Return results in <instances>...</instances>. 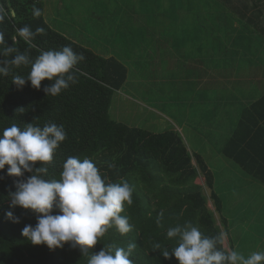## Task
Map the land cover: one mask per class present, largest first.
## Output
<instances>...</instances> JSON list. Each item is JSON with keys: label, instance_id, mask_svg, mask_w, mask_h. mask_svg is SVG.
<instances>
[{"label": "trees", "instance_id": "trees-1", "mask_svg": "<svg viewBox=\"0 0 264 264\" xmlns=\"http://www.w3.org/2000/svg\"><path fill=\"white\" fill-rule=\"evenodd\" d=\"M197 1L201 4V13L196 18L204 21V24L197 27L200 35H193L190 31L184 34L183 43L175 45L176 50L168 47L167 51H175L177 54H170L175 59L172 62L173 72L166 76L167 81L163 83L168 89L174 87L175 91L181 87V90L187 88L186 93L190 92L189 96L183 93L178 98V111L190 116L188 119L196 118L197 121L190 122L196 125L190 130L189 137L190 133L194 135L195 131L209 130V127L222 133L221 129H216L221 120L216 115L211 117L208 108H217L219 105L216 95L218 67L232 64L233 57L240 53L227 51L225 45L244 44V57L246 54L254 55L252 48L264 50V0H250L248 4L236 6L231 5L235 3L234 0H227L228 8L241 10L238 20L242 24L240 29L232 28L236 22L226 20L228 13L219 16V3L222 5L221 11L226 9L222 0ZM187 2L189 0H176L169 10L178 13V16L180 8L184 13L192 11L190 7H184ZM137 4L138 0H130L129 18L150 16L140 11ZM34 8L41 11L39 17L33 15ZM95 8L98 9V6ZM211 9L218 14H211ZM247 13L250 14L249 17ZM123 14L120 10L117 11L116 21L113 22V26L121 28L122 32L131 26V22H124ZM89 16L92 17L93 26L99 25L101 18L96 14ZM104 19L111 18L106 14ZM224 21L231 27L230 36L222 31L221 23ZM26 25L33 32L37 28H43L44 34L35 35L31 44L26 43L17 34V30ZM100 26L104 32L108 30ZM0 32L4 33L9 46L12 45L20 53H27L33 61L41 51L59 50L66 45L85 57L76 65L77 82L55 97L46 96L43 91L51 83L48 80L41 82L40 90L32 88L30 82H26L22 88H17L12 83L14 75L27 77L31 65L13 67L7 76L0 77V132L13 123L21 128L27 123L41 127L48 123L63 125L67 138L56 149L52 161L47 165L48 174L45 179H59L65 160L69 156H77L92 159L109 181L118 182L122 178L132 186L133 203L125 205L124 212L121 213L129 217L132 231L122 236L115 228H109L89 250L90 253L98 252L107 245L126 248L129 242H135L137 247L130 257L133 264H178L174 257L165 259L160 250H153L157 243L169 250L175 246L174 241L166 238L168 227L190 222L208 236L222 232L221 227L226 225V219L220 216V225L217 224L215 214L220 215L222 204L213 191L214 176L207 164L209 162L201 153L202 138L201 144L197 145L173 126L162 132H153L142 127H129L111 118L113 95L123 88L128 77V68L119 59L99 56L53 30L43 17V0H0ZM122 32L117 34L118 37L129 40ZM216 32L219 35L214 37L213 33ZM180 49H184L181 53L190 50L191 55L199 54V60L188 59L185 54L179 53ZM180 58L188 61L190 67L181 62ZM2 59L4 58L0 56V60ZM242 62L240 61L241 66L233 68L237 70L235 75L227 73V83L231 84V78L227 79L237 77L238 71H242L243 67L249 71L246 63ZM160 64L166 68L164 60ZM160 64L159 61L156 62V71L162 67ZM212 64L216 65V79L209 69ZM250 72H253L252 66ZM162 76L165 78L164 73ZM208 77L210 81L204 83L203 79ZM241 100L236 101L240 103L238 120L230 123L228 135L219 153L257 183L264 185V93L248 105H244ZM21 107L24 108L23 113L17 111ZM202 113L204 116L207 113L209 118L201 119L199 116ZM199 122L202 123L200 127L197 125ZM7 168L6 165L4 170H0V264H87L88 255L83 256L78 248H72L69 244L50 250L44 244L33 245L21 235L25 225L36 224V215L31 210L11 208L10 193L15 192L17 183L26 179L30 173H25L22 177L9 176ZM200 176L205 187L211 191L208 197L204 187L196 183ZM209 199L213 202L214 211L208 207ZM8 211L19 217L20 223L8 220L5 215ZM56 212L58 209H54L53 214ZM160 212H163L162 226H157L155 221Z\"/></svg>", "mask_w": 264, "mask_h": 264}, {"label": "rangeland", "instance_id": "rangeland-1", "mask_svg": "<svg viewBox=\"0 0 264 264\" xmlns=\"http://www.w3.org/2000/svg\"><path fill=\"white\" fill-rule=\"evenodd\" d=\"M174 1L176 0H138L139 10L147 15L150 14V16L139 17L137 20L129 18L130 0H43V17L53 30L71 41L85 46L99 56L111 55L119 59L128 68L126 83L121 90L114 93L110 108L111 118L126 126H137L153 132H160L163 131L162 125L167 127L172 121L175 123V120L180 122L185 119L183 111H178V98L186 93L187 88L181 90L179 87L174 91V87H170L169 91L167 85H163L166 76L173 72L172 62L175 59L170 54L172 52L177 54V52H169L167 49L169 47L172 50L174 47L176 50L175 45L184 42L185 33L191 31L190 33L193 35H200L197 27L204 24V21L202 18H196L201 13L199 1L189 0L184 7H190L192 11L184 13L180 11V8L179 16L178 13L169 10L173 8ZM222 1L226 9L221 11L222 5L219 3V16L222 13H228L226 20L228 22L235 21L236 24L232 28L240 29L242 24L238 20L241 10L234 9L238 11L235 12L233 8L227 7L226 3L229 4L227 0ZM234 2L231 5L239 4L238 1L234 0ZM96 5L98 9L95 8ZM166 9L169 12L157 13ZM119 10L121 14L124 13V22H131L130 29L127 28L123 32L121 28L113 26V22L116 21V12ZM211 11V14H218L213 9ZM88 14H96L101 18L99 25L93 26L92 17ZM106 14L111 19L105 20ZM228 22L221 23L222 31L226 32V36H230L231 31ZM100 25L108 30L104 32L100 29ZM121 32L129 40L119 38L117 34H121ZM213 35L216 37L219 34L216 32ZM123 41L131 43L124 44ZM234 48V45L228 46L227 51L230 52ZM239 48L244 50L242 45ZM125 49L128 50L124 51ZM183 50L180 49L179 53L185 54L188 59L199 60V54L191 55L190 50L181 53ZM252 52L254 55L246 54V59L245 57L243 60L234 58L232 64L217 69L216 95L219 105L217 108L209 107L208 114L211 117L216 115L221 120L216 129H221L222 133L209 127V130L195 131L194 135L189 137V141L197 145L201 144L200 138H202L201 153L209 162L207 164L214 176L213 191L222 204L220 215L215 214L218 220L217 224L220 225V216L226 219V225L221 227V231L226 233V237H229L230 245L225 243V246L232 247L245 256L253 251L264 249V185L243 173L239 167L220 155L219 150L228 135L227 129L230 123L237 122L240 115V103L236 101L242 99L240 102L248 105L264 93V50L252 48ZM162 60H164L166 68L160 64ZM157 61L162 66L159 68L161 73L156 71ZM240 61H243V64L246 63L249 71L243 67L242 71H238L237 77L227 79L231 78V84L227 83L225 80L227 73L235 75L237 70L233 68L237 65L241 66ZM186 65H189V62H186ZM251 66L253 67L252 73L250 72ZM215 67L214 64L209 65L213 77ZM163 73L165 78L162 76ZM205 81H210L209 77L203 80L204 83H206ZM189 94L190 92H187L186 96ZM232 95L236 97L233 98ZM152 108L171 112L168 114L170 120L167 121L169 123L165 122V118H163L165 121H161L162 123L157 121L158 117ZM199 117L204 120L209 118L207 113L205 116L202 113ZM193 122L191 123L192 127L196 125H193ZM201 124V122L197 123L199 127L202 126ZM205 136L208 138L206 139ZM205 142L210 144L207 145ZM205 151L208 156L204 155ZM196 183L204 187L208 197L211 191L205 187L201 176L196 179ZM208 207L212 211L215 210L210 199Z\"/></svg>", "mask_w": 264, "mask_h": 264}, {"label": "clouds", "instance_id": "clouds-1", "mask_svg": "<svg viewBox=\"0 0 264 264\" xmlns=\"http://www.w3.org/2000/svg\"><path fill=\"white\" fill-rule=\"evenodd\" d=\"M33 15L39 17L41 11L34 8ZM44 31L37 28L33 32L26 25L17 34L31 44L34 36ZM0 56L4 58L0 60V77L7 76L13 67L31 65L27 77L14 75L12 83L22 88L30 82L32 88L40 90L41 82L48 80L51 83L43 91L53 97L77 82L76 65L85 59L82 53L66 45L59 50L41 51L33 61L27 53L9 46L3 32H0ZM17 111L23 113L24 108ZM66 138L65 128L56 123L43 127L27 123L23 128L13 123L0 132V170L7 165L9 176L30 173L10 193L11 208L31 210L36 215V224L25 225L21 235L33 245L44 244L50 250L69 244L83 256L88 255L87 264H133L130 257L137 247L135 242H129L126 248L107 245L98 252H89L109 228H115L122 236L132 231L129 217L121 215L125 205L133 203V188L126 180L111 182L92 159L77 156L65 160L59 179H45L47 165ZM54 209H58L55 214ZM5 215L13 223H20L12 211ZM162 221L163 212H160L155 223L162 226ZM166 238L175 242L171 250L159 243L153 250H160L165 259L174 257L178 264H264V249L245 256L225 246L226 233L208 236L190 222L168 227Z\"/></svg>", "mask_w": 264, "mask_h": 264}, {"label": "crops", "instance_id": "crops-1", "mask_svg": "<svg viewBox=\"0 0 264 264\" xmlns=\"http://www.w3.org/2000/svg\"><path fill=\"white\" fill-rule=\"evenodd\" d=\"M239 1V0H238ZM237 2V1H236ZM240 3L239 4H248L249 2H250V0H240L239 1ZM252 9L254 10L255 8L254 7H252ZM249 13H247V16L249 17ZM131 19V18H130ZM133 19H138V18H136V17H134L133 16ZM100 43V42H99ZM123 43H126V41H123ZM237 45L238 46H235V48L234 49H231L232 51H238V52H240L237 56H235V57H233V58H237V60H243V58H244V55H243V52H241V51H243L242 49H240L239 47L241 46V45H244V44H241V43H237ZM228 46H231V45H225V48H226V50H228ZM106 58H108V57H112L111 55H107V56H105ZM180 60H181V62H183L184 64L186 63V62H188V61H186L184 58L183 59H181L180 58ZM180 60H179V62H180ZM188 66V65H187ZM157 72H159V73H161V70L159 71H157ZM209 74H210V72H209ZM215 79H216V77H214ZM164 80V79H163ZM186 80V79H185ZM204 80V79H203ZM165 81H167V80H165ZM179 83V82H178ZM182 85H184L185 86V84H182ZM169 91H170V89H168ZM179 92V91H178ZM149 107V106H148ZM153 109V108H152ZM156 110V111H155ZM153 112L156 114V116L158 117V119H157V121H162V120H164L163 118H165V122H167V123H169L167 120L169 119L170 120V118L168 117V114L169 113H171V112H164V111H161V110H159V109H153ZM167 117V118H166ZM183 117L185 118L184 120H182V121H180V122H177L176 120H175V123H174V121H172V123H169L170 124V126H173V128L174 129H176L178 132H181V133H183L184 134V136L187 138V136L189 137V132H190V130L192 129V125H191V121H196V118H190V119H188L190 116H188V115H184L183 114ZM162 123V122H161ZM169 126H167V127H164V125H162V130L164 131V130H166V128H168ZM186 130V131H185ZM160 132H162V131H160ZM190 135H191V133H190ZM188 142V141H187ZM189 143V142H188ZM225 243H227V245H230V240H229V237H226V240H225Z\"/></svg>", "mask_w": 264, "mask_h": 264}]
</instances>
